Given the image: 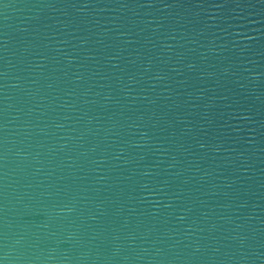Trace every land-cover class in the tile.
Returning a JSON list of instances; mask_svg holds the SVG:
<instances>
[{
  "label": "water",
  "instance_id": "water-1",
  "mask_svg": "<svg viewBox=\"0 0 264 264\" xmlns=\"http://www.w3.org/2000/svg\"><path fill=\"white\" fill-rule=\"evenodd\" d=\"M0 264H264V0H0Z\"/></svg>",
  "mask_w": 264,
  "mask_h": 264
}]
</instances>
